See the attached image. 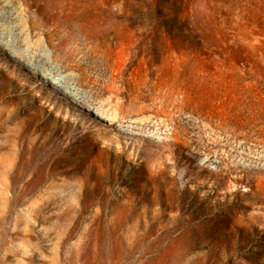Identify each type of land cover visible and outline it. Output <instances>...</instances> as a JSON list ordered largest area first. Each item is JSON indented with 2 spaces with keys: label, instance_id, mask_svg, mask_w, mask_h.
Instances as JSON below:
<instances>
[{
  "label": "rangeland",
  "instance_id": "374dc122",
  "mask_svg": "<svg viewBox=\"0 0 264 264\" xmlns=\"http://www.w3.org/2000/svg\"><path fill=\"white\" fill-rule=\"evenodd\" d=\"M0 264H264V0H0Z\"/></svg>",
  "mask_w": 264,
  "mask_h": 264
},
{
  "label": "bare ground",
  "instance_id": "6f19581e",
  "mask_svg": "<svg viewBox=\"0 0 264 264\" xmlns=\"http://www.w3.org/2000/svg\"><path fill=\"white\" fill-rule=\"evenodd\" d=\"M72 98H73V97H72ZM72 100H74V102H76V98H73ZM77 102H78V101H77ZM77 102H76V103H77ZM80 104H81V103H80Z\"/></svg>",
  "mask_w": 264,
  "mask_h": 264
}]
</instances>
